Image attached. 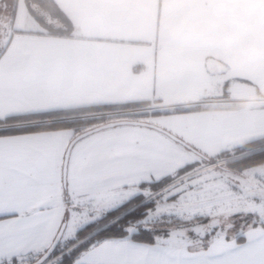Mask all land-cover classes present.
Segmentation results:
<instances>
[{"label":"crops","instance_id":"0c3cea01","mask_svg":"<svg viewBox=\"0 0 264 264\" xmlns=\"http://www.w3.org/2000/svg\"><path fill=\"white\" fill-rule=\"evenodd\" d=\"M4 1L13 16L0 48V120L93 107L199 106L178 113L207 124V139L188 145L202 155L264 138V122L254 118L264 109L221 107L264 104V0H51L74 28L70 37L37 30L28 0ZM42 15L47 24L60 25ZM212 84H223V94L238 98L223 99ZM113 128L78 140L70 151L87 142L97 166L111 169L125 154ZM76 136L62 129L25 140L37 148L61 142L68 148ZM196 159L186 151L152 179L166 172L173 177ZM136 187H109L103 196Z\"/></svg>","mask_w":264,"mask_h":264},{"label":"snow or ice","instance_id":"6c2138e0","mask_svg":"<svg viewBox=\"0 0 264 264\" xmlns=\"http://www.w3.org/2000/svg\"><path fill=\"white\" fill-rule=\"evenodd\" d=\"M210 87L223 94V84ZM254 118L264 122V114ZM141 119L147 123L113 128L125 154L109 170L97 166L87 142L73 151L63 142L37 148L26 142L27 133L0 127V264H264V177L246 169H218L210 162L193 179L189 170L203 160H192L175 170L189 173L187 183L181 181L185 186L162 204L159 197L145 199L150 192L103 196L109 187L163 185L172 172L153 181L154 172L181 157L189 144L207 139V124L194 114ZM97 199L104 214L93 218L99 209L88 205ZM165 218L186 227L165 229L163 236L148 227ZM102 220L110 222L81 239ZM110 231L122 235L93 242ZM144 233L153 243L138 239ZM69 244L75 246L65 251Z\"/></svg>","mask_w":264,"mask_h":264},{"label":"trees","instance_id":"16d2710c","mask_svg":"<svg viewBox=\"0 0 264 264\" xmlns=\"http://www.w3.org/2000/svg\"><path fill=\"white\" fill-rule=\"evenodd\" d=\"M32 3L36 6L38 12H35L32 9ZM28 11L30 16L39 24L46 25V33L49 36H57V37H70V34L74 31L72 25L66 20L63 14L59 11L56 5L51 0H28L27 3ZM11 6L7 4L6 1L2 0L0 5V20L4 22H8L10 25L11 18L13 16V11L11 10ZM11 10V11H10ZM47 14L50 19L58 21L60 24L57 27L50 26L49 24L45 23L41 19L37 18L35 14H40V12ZM49 25V26H47ZM2 26V27H1ZM0 29L3 32V23L0 21ZM2 33H0V36ZM1 51V50H0ZM2 51L0 52L1 55ZM150 104H141L135 106H122V107H93L88 109H77V110H68V111H57V112H50V113H42V114H34L28 115L23 117H14L9 119L0 120V127L12 125L18 128L21 132L27 134H34L39 132H46V131H56L62 129H72L77 132V136L82 133H87L90 131H94L89 135L98 132L95 129L102 127L109 123L121 122V121H128V122H145V120L141 119V116L148 117L146 113H131V114H120V115H108L114 112L120 111H127L132 109H142L148 107ZM202 108L199 106L192 107V108H176L170 110V112H187V111H194V110H201ZM167 111V110H164ZM169 112V110H168ZM100 115V116H99ZM104 130V129H102ZM101 131V129L99 130ZM187 151L192 153L196 156V158L203 159L205 161H209L212 158H208L202 155L197 150L193 149L192 147L187 148ZM217 161L220 160H227L228 162H235L234 164L225 165L229 170L237 171L239 169H247L251 166L264 164V138L255 140L248 144H245L241 147H238L232 150V153L228 151L221 153L219 156L214 158ZM191 171V169L189 170ZM188 172L180 173L173 176L171 179L166 181L163 185L171 182L174 178L181 177ZM163 185H157L156 187H161ZM155 187V188H156ZM154 189V188H153ZM119 216V213H114L113 215ZM110 221H105L101 225H97L96 229L106 226V224ZM122 225H118L117 227H121ZM135 227V224L132 225ZM186 227L184 223L179 220H171L166 222H158L153 226H148L153 229H159V234L161 236L166 235V232L161 230L160 227ZM140 227H144V225H140ZM94 230V229H93ZM92 230V231H93ZM90 234L81 237V239L86 240ZM122 235V233L118 231H110L107 233H101L98 236L94 237L93 242L99 243L102 242L106 238H111L114 236ZM81 239H77L76 243H80ZM142 242L146 244L153 243L152 236L148 233L142 234L141 237L138 238ZM75 245L69 244L65 251H68L71 247Z\"/></svg>","mask_w":264,"mask_h":264},{"label":"rangeland","instance_id":"374dc122","mask_svg":"<svg viewBox=\"0 0 264 264\" xmlns=\"http://www.w3.org/2000/svg\"><path fill=\"white\" fill-rule=\"evenodd\" d=\"M32 9L35 11V12H38L37 8H33ZM40 12V11H39ZM42 11L40 12V14H35L37 16V18L41 19L42 21H44L45 23L47 22V19H45V16L42 15ZM34 20V19H33ZM1 23H3V32L1 31L0 29V33H2V35L0 36V48H2V44L5 43L6 41V35L9 34V27L10 25L8 24V22L6 21H2V19L0 20ZM34 22H36L34 20ZM50 26H53L52 24H49ZM47 25V26H49ZM2 27V26H1ZM0 27V28H1ZM34 27L37 29V30H41V31H44L46 32V25H41L39 24L38 22L35 23ZM3 35H4V38H3ZM223 99H229V100H234V99H237V95L233 94L232 92L230 91H226L222 96H221ZM221 107H225V108H229V109H249V108H252V107H258L259 109H264V104L260 105V104H255V103H239V102H233V103H229L228 105H224V106H221ZM172 113H178V112H168V111H155L153 112L152 114L150 115H155L156 117H161V116H164V115H170ZM149 115V116H150ZM100 116V115H99ZM147 122V121H145ZM262 135H264V126H263V132L261 133ZM261 139V138H260ZM255 141L252 140V141H248V143L250 142H253ZM246 143V142H245ZM246 143V144H248ZM232 149V148H231ZM234 150V149H232ZM232 150L230 151L229 150V153H232ZM223 153V152H222ZM206 154V155H204ZM203 155L204 156H207L209 158H212L210 159L209 161H205L203 159H199L197 158L196 160H203V164H198L196 165L194 168L191 169V174H192V178L195 179L196 178V175H197V170L199 169V173L200 175H203L205 174L204 170L206 168V166L211 162L212 164L216 165L218 169H224L226 168L225 166V161L227 160H220V161H217L215 160L214 158H216L217 156H219L221 153H219L218 155L214 154L212 155V153H209V151H205ZM246 170H248L250 173L254 174L255 176L257 177H264V164H260V165H255V166H251L249 168H247ZM230 171H234V170H230ZM188 176H189V173L181 176V177H177V178H174L171 182L161 186V187H156V188H148V187H145V188H139V187H136V188H132V189H127V190H124V191H118L116 193H112V194H108V195H105L104 197L107 198V199H113V198H118V197H122L124 196L125 194H130V193H133L135 191H141V192H150L151 195L148 196V197H145V199H157V197H159V203L162 204L163 202V197L164 196H171L174 192H178L182 187L185 186V184H182L181 181H185V183H187V180H188ZM171 202V201H170ZM88 207L90 209H99V211L97 213H94L93 215V218H95V215L98 214V215H103L104 214V210H103V201L100 200V199H97V200H93L89 203ZM114 215V214H113ZM171 220H176L175 218H172ZM166 221H169V218H165L163 222H166ZM105 221H100L99 223H97L94 228L92 229H87L82 235L81 237H84L88 234H90V232H94L95 231V227L97 225H101L102 223H104ZM157 223H154V224H150L148 226H153ZM143 225V224H142ZM161 230H165V229H174V227L170 226V227H160ZM64 244L65 245V242L64 241H61V245Z\"/></svg>","mask_w":264,"mask_h":264},{"label":"water","instance_id":"95a60500","mask_svg":"<svg viewBox=\"0 0 264 264\" xmlns=\"http://www.w3.org/2000/svg\"><path fill=\"white\" fill-rule=\"evenodd\" d=\"M139 123H143V122H128V121H121V122H115V123H109V124H106V125L100 127V129L102 130V129L113 128V127L120 126V125H123V124H139ZM145 124H146V123H145ZM100 129L97 128V129H95V131H99ZM92 132H94V131H90V132H87V133H82V134L76 136V137L70 142V144H69L67 150L70 151V149H71V147H72V145H73L74 143H76L78 140H80V139H82V138L88 136V135H89L90 133H92ZM187 148H190V146H187ZM33 264H36V262L33 263Z\"/></svg>","mask_w":264,"mask_h":264},{"label":"built area","instance_id":"2783aa9c","mask_svg":"<svg viewBox=\"0 0 264 264\" xmlns=\"http://www.w3.org/2000/svg\"><path fill=\"white\" fill-rule=\"evenodd\" d=\"M162 109V108H160ZM159 107L153 105V104H150L148 107H145V108H142V109H132V110H127V111H120V112H114V113H111V114H108V115H120V114H131V113H146L147 115H150L152 114L153 112L155 111H158L160 110ZM62 248L65 247V245H61ZM56 258H53V260H55ZM36 260H33L32 261V264L35 263ZM58 264V262H57Z\"/></svg>","mask_w":264,"mask_h":264}]
</instances>
